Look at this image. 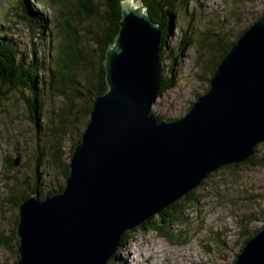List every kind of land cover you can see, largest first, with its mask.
Returning a JSON list of instances; mask_svg holds the SVG:
<instances>
[{
    "label": "water",
    "instance_id": "water-1",
    "mask_svg": "<svg viewBox=\"0 0 264 264\" xmlns=\"http://www.w3.org/2000/svg\"><path fill=\"white\" fill-rule=\"evenodd\" d=\"M127 1L105 54L107 89L92 101L62 189L19 203L17 264H107L125 231L264 142V19L230 46L183 116L158 120L161 28ZM231 264H264V226Z\"/></svg>",
    "mask_w": 264,
    "mask_h": 264
},
{
    "label": "rangeland",
    "instance_id": "rangeland-1",
    "mask_svg": "<svg viewBox=\"0 0 264 264\" xmlns=\"http://www.w3.org/2000/svg\"><path fill=\"white\" fill-rule=\"evenodd\" d=\"M35 2L44 3L49 19L67 20L72 30L70 36L79 42L78 50L84 59L74 65L67 77L74 78L77 73L85 80V73L95 75L97 54L90 39L100 32L104 0ZM134 2L142 5L139 0ZM11 4L12 0H0V26L10 29L8 34L15 37L27 60L28 46L36 42V36L31 37L28 25L13 15ZM87 6L97 9L88 18L83 17ZM183 7L181 28H172L169 47L159 59L161 75L172 82L157 93L151 106L153 114L167 120L183 116L196 97L207 90L212 59L219 55L216 46L219 49L218 45L229 42L237 32L259 19L264 12V0H188ZM188 22L191 31L186 28ZM185 32L200 43L182 47ZM214 32H220L222 42L215 43V37L206 36ZM53 33L54 30L52 37ZM1 90L4 98L0 99V264H17V199L33 191L42 198L64 184L63 172L70 161L71 148L88 118L83 114L85 101L66 106L63 95L49 96L46 92L37 127L21 94L7 86ZM69 106L72 115L67 114ZM192 192L190 198L181 197L168 213L154 216V221L174 237L160 236L148 224L134 228L107 264H231L245 238V223L251 230L264 226V142L259 144L254 164L223 166ZM243 214L254 219L239 227ZM177 216L181 222H174Z\"/></svg>",
    "mask_w": 264,
    "mask_h": 264
},
{
    "label": "trees",
    "instance_id": "trees-1",
    "mask_svg": "<svg viewBox=\"0 0 264 264\" xmlns=\"http://www.w3.org/2000/svg\"><path fill=\"white\" fill-rule=\"evenodd\" d=\"M122 0H104L103 2V16L101 18V29L98 35H92L90 41L94 46V51L97 54V60L95 65V75H86V81L77 76L74 78L67 77L70 71L75 69L74 65H78L84 56L81 55L78 48V41L72 39L70 36L72 30L69 28L70 24L67 20H55L49 19L44 9L43 2L35 5V0H12L11 8L15 14H13L19 22H25L28 25L30 33L36 36V42L32 41L28 48V59L24 58L23 51L18 48V43L12 34H8L10 29H7L4 25L0 26V99L4 98V92L1 87L7 86L10 91L18 92L21 94L27 108H29L30 117L33 120L35 126H39V122L42 119L43 107L46 102V92L49 96L63 95L66 101V106L75 101H85L86 105L83 114L89 118V113L92 108V101L96 95L104 93L107 89L105 83V71H104V59L106 51L114 43L115 38L118 34V21L121 19V3ZM140 3L145 7L152 22L158 24L161 28L160 37V61L162 60V54L166 52L169 47V39L172 35V28L175 30L181 28L179 24L180 13L182 12V5L185 6L188 0H139ZM97 10L93 6L86 7V12L83 17H89L93 15ZM192 21V14H190ZM260 18L264 19V12ZM51 20L53 26L51 27ZM190 21V20H189ZM190 21V22H191ZM59 23L62 25L59 26ZM190 23L188 22L186 28L190 29ZM51 28L54 30L52 37ZM247 28V27H246ZM237 32L233 39L227 43L216 46V51H219L218 57L213 58V65L211 66L210 77L213 74L218 62L224 57L230 46L236 41L241 33L246 29ZM12 31V29H11ZM207 32V31H206ZM205 32V33H206ZM58 35V38L56 36ZM207 37H215V43L222 42V35L220 32H214L212 34H206ZM30 37V38H31ZM197 38L193 39L192 34L184 33L181 39V46L195 44ZM52 43V44H51ZM181 51V48L178 49ZM66 72V74H65ZM71 76V74H69ZM93 76V77H92ZM64 77V79H63ZM82 77V76H81ZM172 82L171 78H165L161 75V86L158 91L160 94L164 89L170 86ZM69 87V92L67 89ZM208 89V87H207ZM190 104L189 108L191 107ZM188 108V109H189ZM73 109L71 106L68 107V115H72ZM158 120L163 119L161 116H157ZM87 122V119H86ZM85 122V123H86ZM80 138L76 141L78 143ZM259 145L255 148V153L245 162L254 164L256 158V152ZM73 146L71 148V153ZM239 163L232 164L238 165ZM228 166V165H227ZM225 167V166H224ZM64 177L66 178L69 174V167L66 166ZM62 189V186L53 191H49L47 194L58 192ZM30 193H26L21 198L17 199L16 205L19 206L20 201L27 197ZM192 191L185 195V198L192 196ZM177 203L174 202L159 214L168 213L170 209H173ZM18 219V218H17ZM16 219V224L18 223ZM252 215L243 214L240 218V226H244L243 222H250L253 220ZM155 218L152 216L149 220L144 222L141 226L148 224L150 229L157 231L160 236L165 238L174 237L175 234L169 233L168 229L160 226L154 221ZM181 222V217L177 216L174 220ZM247 224L242 232L245 238L240 246L242 248L245 241H247L258 229H248ZM135 229H138L136 227ZM134 230L125 231L119 240V245H122L124 240L131 237L130 232ZM243 235V236H244ZM239 249V251H240ZM18 258V256H17ZM17 263V262H16Z\"/></svg>",
    "mask_w": 264,
    "mask_h": 264
},
{
    "label": "bare ground",
    "instance_id": "bare-ground-1",
    "mask_svg": "<svg viewBox=\"0 0 264 264\" xmlns=\"http://www.w3.org/2000/svg\"><path fill=\"white\" fill-rule=\"evenodd\" d=\"M127 3H128L129 6H135V5H137V4L134 2V0H128Z\"/></svg>",
    "mask_w": 264,
    "mask_h": 264
},
{
    "label": "flooded vegetation",
    "instance_id": "flooded-vegetation-1",
    "mask_svg": "<svg viewBox=\"0 0 264 264\" xmlns=\"http://www.w3.org/2000/svg\"><path fill=\"white\" fill-rule=\"evenodd\" d=\"M33 189V188H32ZM58 189V188H57ZM49 192V191H48Z\"/></svg>",
    "mask_w": 264,
    "mask_h": 264
},
{
    "label": "clouds",
    "instance_id": "clouds-1",
    "mask_svg": "<svg viewBox=\"0 0 264 264\" xmlns=\"http://www.w3.org/2000/svg\"><path fill=\"white\" fill-rule=\"evenodd\" d=\"M34 192V191H33Z\"/></svg>",
    "mask_w": 264,
    "mask_h": 264
}]
</instances>
